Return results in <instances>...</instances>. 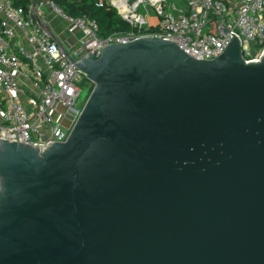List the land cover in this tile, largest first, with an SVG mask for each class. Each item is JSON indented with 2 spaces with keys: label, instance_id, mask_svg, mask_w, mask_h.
I'll return each instance as SVG.
<instances>
[{
  "label": "water",
  "instance_id": "obj_1",
  "mask_svg": "<svg viewBox=\"0 0 264 264\" xmlns=\"http://www.w3.org/2000/svg\"><path fill=\"white\" fill-rule=\"evenodd\" d=\"M88 54L65 142L0 140V264H264V49Z\"/></svg>",
  "mask_w": 264,
  "mask_h": 264
},
{
  "label": "built area",
  "instance_id": "obj_2",
  "mask_svg": "<svg viewBox=\"0 0 264 264\" xmlns=\"http://www.w3.org/2000/svg\"><path fill=\"white\" fill-rule=\"evenodd\" d=\"M103 5L113 7L130 30L100 38L94 21L67 15L50 0H0V140L65 142L86 102L78 106L80 84L93 87L74 65L88 53L98 58L110 45L169 40L189 57L208 61L232 34L246 63L258 60L264 49L258 32L264 29V0H180L170 7L165 0H99ZM150 11L157 17L153 23ZM51 20L63 21L70 36L78 34L75 42L59 40Z\"/></svg>",
  "mask_w": 264,
  "mask_h": 264
},
{
  "label": "trees",
  "instance_id": "obj_3",
  "mask_svg": "<svg viewBox=\"0 0 264 264\" xmlns=\"http://www.w3.org/2000/svg\"><path fill=\"white\" fill-rule=\"evenodd\" d=\"M65 14L73 17L85 16L98 25L100 38L116 32L130 30L129 25L123 21L117 11L108 5L99 7V0H50ZM92 87L89 91L91 92Z\"/></svg>",
  "mask_w": 264,
  "mask_h": 264
},
{
  "label": "rangeland",
  "instance_id": "obj_4",
  "mask_svg": "<svg viewBox=\"0 0 264 264\" xmlns=\"http://www.w3.org/2000/svg\"><path fill=\"white\" fill-rule=\"evenodd\" d=\"M165 1H166V5L170 7L173 3L179 2L180 0H165ZM150 16H151L150 23H153L154 20H157V17L152 11H150ZM51 18H52L51 16H48L46 19L49 21ZM51 24H53L52 26L54 27L58 26L57 28H55L54 31L56 32V35L59 37V40H61L62 42L73 41L72 37L68 33L63 32L65 29V23L63 21L51 20ZM90 87L91 86H88V84L84 83V81L80 84L81 94L80 97L77 99V103L79 104L78 106H81L86 101Z\"/></svg>",
  "mask_w": 264,
  "mask_h": 264
},
{
  "label": "crops",
  "instance_id": "obj_5",
  "mask_svg": "<svg viewBox=\"0 0 264 264\" xmlns=\"http://www.w3.org/2000/svg\"><path fill=\"white\" fill-rule=\"evenodd\" d=\"M52 25H53V24L50 23V26L55 30V28H57V26L54 27V26H52ZM77 35H78V34H75V36H71L72 39H73V41H74V38H75V37H78ZM67 40H68V39H67ZM73 41H72V43H73ZM74 42H75V41H74Z\"/></svg>",
  "mask_w": 264,
  "mask_h": 264
}]
</instances>
